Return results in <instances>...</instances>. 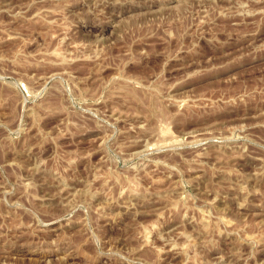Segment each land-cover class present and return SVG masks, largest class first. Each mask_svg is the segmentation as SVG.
<instances>
[{
  "label": "rangeland",
  "instance_id": "374dc122",
  "mask_svg": "<svg viewBox=\"0 0 264 264\" xmlns=\"http://www.w3.org/2000/svg\"><path fill=\"white\" fill-rule=\"evenodd\" d=\"M0 264H264V0H0Z\"/></svg>",
  "mask_w": 264,
  "mask_h": 264
}]
</instances>
